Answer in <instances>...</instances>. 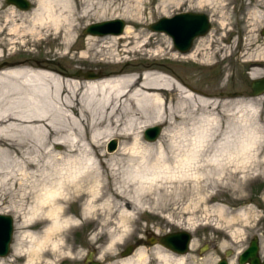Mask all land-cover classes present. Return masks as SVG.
I'll list each match as a JSON object with an SVG mask.
<instances>
[{
  "label": "bare ground",
  "instance_id": "bare-ground-1",
  "mask_svg": "<svg viewBox=\"0 0 264 264\" xmlns=\"http://www.w3.org/2000/svg\"><path fill=\"white\" fill-rule=\"evenodd\" d=\"M137 1L136 11L141 13V0ZM180 3L161 0L159 6L166 9ZM12 12L11 25L0 27V31L8 29L11 43L30 46L53 40L58 49H67L73 46L79 25L105 17L107 7L102 0H34L29 11ZM133 33L127 24L121 34L105 35L102 41L110 36V46L118 41L125 47L133 43L125 51L145 54L143 48L149 40ZM207 36L198 39L196 48L179 56L195 57L196 49L209 43ZM87 44L81 57L92 48ZM116 48L107 52L110 63L127 62V57L118 56ZM247 62L262 66L264 57H252ZM5 63L0 65V214L12 213L21 220L17 227L26 231L12 239L11 253L0 257V264H53L52 257L62 249V238L58 236L89 223H93L95 241L102 235L106 237L100 255L110 254L134 232L132 225L145 203L158 202L152 188L144 186L145 162L170 163L182 172L185 182L189 170L205 162L213 167L216 179L227 167L236 176L239 157L244 153H250L256 165L264 164L261 101L258 113L240 109L238 101H231L232 108L222 104L225 108L221 113L226 119L223 127L216 111L217 101L197 96L196 110L200 114L194 121L196 96L149 65L140 74L113 69L102 77H81L33 53ZM257 75L251 73L252 78ZM170 92L176 96L170 98ZM179 119L184 123L179 136L161 131L154 143L142 142L144 129ZM256 120L260 129L254 127ZM117 136L130 141V146L119 145L115 151H108L111 157L107 160L99 150V141ZM55 144L61 149L56 150ZM207 148L213 152L212 159L205 155ZM129 166L133 171L129 172ZM78 201L83 202L79 204V219L69 216L70 205ZM153 253L156 264H186L188 259L186 254L164 245ZM148 258V251L141 247L116 264H149Z\"/></svg>",
  "mask_w": 264,
  "mask_h": 264
},
{
  "label": "rangeland",
  "instance_id": "rangeland-1",
  "mask_svg": "<svg viewBox=\"0 0 264 264\" xmlns=\"http://www.w3.org/2000/svg\"><path fill=\"white\" fill-rule=\"evenodd\" d=\"M28 1L30 7L20 9L8 5L5 0H0V27L7 28L11 25L13 10L29 11L34 6V0ZM102 1L107 7V15L81 23L71 48L58 49L53 40H42L30 46L23 43L13 44L8 29L0 31V65L30 57L31 53L38 58L54 62L63 71L76 75L77 72H81L78 75L81 77L89 71L99 73L102 77L104 73L113 69L140 74L144 67L149 65L153 67L151 70L168 74L196 96L193 108L195 110L192 113L194 121L200 114V111L196 110L199 95L217 101L216 111L222 118L223 127H226V119L221 113L225 108L223 105L232 108L231 101H238L236 104L240 109L250 110L251 113H258V102L261 101V114L264 115V93L255 97L247 94L251 80L264 76V65L252 66L247 62L252 57H264V0H223V3L219 0L207 3L205 0H181L180 4H171L166 9L159 6L161 0H141V13L136 11L139 3L137 0ZM181 11L202 12L207 14L210 20L211 28L203 35H208L209 43L199 46L193 58H182L179 56L181 52L175 48L167 34L149 29L150 23ZM117 18L124 20L125 25L132 26L133 34L138 38L149 40L143 48L145 54L125 51L133 43L125 47L122 46V41H118L115 46H110V36H106L107 38L102 41L105 35L95 36L83 32L90 23ZM203 36L197 37L190 49L196 48L198 39ZM87 42L92 44L93 49L87 50V56L81 57V51H85L89 46ZM114 47H117L118 56L127 57V62L110 63L107 52ZM153 51L159 52L153 55L151 54ZM254 72L259 75L252 78L251 73ZM233 92H241V95L232 98L228 94ZM172 95L176 96L174 92H170V98ZM178 114L182 115V112ZM181 120H175L169 125L163 122L155 125H160L163 132L179 136L184 125ZM183 121L185 122L186 119ZM254 127L260 129V122L256 120ZM143 132L140 134L143 143H154L162 133L156 140L147 141L143 137ZM111 139L117 140L116 148L119 145L130 146V141L126 142L120 136ZM109 140L102 138L99 141V150L106 155L107 160L111 157L109 156L111 152L107 150ZM54 148L60 150L61 146L55 144ZM205 155H208V159L214 157L213 152L208 148L205 150ZM250 156V153H244L239 157L236 176H233L231 173L233 171L227 167L223 169L221 178L216 179L213 167L205 162L204 165L189 170L186 175L189 179L187 182L182 181L185 178L182 172L173 169L170 163L168 166L158 162H145L144 186L152 188L158 202L145 203L132 225L134 232L126 235L110 254L100 255V251L106 245V237L102 235L97 241L93 239V223L75 227L58 236L62 238V249L57 257H52L53 264H85L89 251L94 252V259L101 264H116L124 257L121 253L129 245L133 246L130 255L135 249L142 247L148 251L149 264H156L157 259L153 251L161 245L152 242L153 238L177 230H186L193 237L190 249L186 253L188 256L186 264H216L223 257L232 264H238V255L254 236L259 238L260 252L263 253L264 164L256 165L255 161L251 162ZM128 169L129 172L133 171V166H129ZM167 178L166 182L170 183L165 182ZM82 203V201L73 202L70 205L69 216L79 219V204L83 205ZM5 206L6 204L1 208ZM3 214H8L14 219L13 240L16 236H22L25 228L17 227L21 220L12 213ZM23 239L27 243V238L23 237ZM10 253L11 247L8 255ZM18 261L20 262L21 259Z\"/></svg>",
  "mask_w": 264,
  "mask_h": 264
},
{
  "label": "water",
  "instance_id": "water-1",
  "mask_svg": "<svg viewBox=\"0 0 264 264\" xmlns=\"http://www.w3.org/2000/svg\"><path fill=\"white\" fill-rule=\"evenodd\" d=\"M8 5L16 6L20 9H28L30 2L28 0H5ZM125 27L124 20L110 19L100 22L88 24L83 32L97 36L118 35L123 32ZM211 28L210 20L207 14L202 12L184 11L173 14L172 16H163L149 24V29L153 32H162L167 34L175 48L179 52H187L193 41L200 36L205 35ZM264 33V31H263ZM81 72H77V75ZM86 77H100L99 73L86 72ZM250 90L247 92L249 96H258L264 93V76L252 79L249 85ZM231 97L241 95V92H233L228 94ZM161 133V126L154 125L144 130L145 140L154 141ZM117 146V141L111 139L107 143V150L113 151ZM14 220L8 214H0V257L8 255L13 239ZM193 239L190 232L185 230L174 231L153 238L152 242L164 245L171 250L186 254L190 249V242ZM133 246H127L121 253L122 256L130 255ZM229 253L227 252L226 255ZM85 264H101L94 259V252L89 251L85 258ZM216 264H229V260L225 257L219 259ZM238 264H264V252L260 254L259 238L254 236L249 241L248 246L239 254Z\"/></svg>",
  "mask_w": 264,
  "mask_h": 264
},
{
  "label": "flooded vegetation",
  "instance_id": "flooded-vegetation-1",
  "mask_svg": "<svg viewBox=\"0 0 264 264\" xmlns=\"http://www.w3.org/2000/svg\"><path fill=\"white\" fill-rule=\"evenodd\" d=\"M168 233H169V232H168ZM164 235H165V234H164ZM159 236H161V235H159ZM159 236H158V237H159Z\"/></svg>",
  "mask_w": 264,
  "mask_h": 264
}]
</instances>
